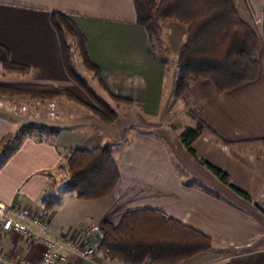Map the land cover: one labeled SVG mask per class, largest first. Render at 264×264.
Returning a JSON list of instances; mask_svg holds the SVG:
<instances>
[{
  "label": "crops",
  "instance_id": "obj_1",
  "mask_svg": "<svg viewBox=\"0 0 264 264\" xmlns=\"http://www.w3.org/2000/svg\"><path fill=\"white\" fill-rule=\"evenodd\" d=\"M263 5L264 0L236 2L248 24V18L261 17ZM53 14L67 17L82 35L103 91L128 106L117 108L112 123L78 108L69 112L74 119L47 123L59 129V144L24 136L0 158V201L46 217L53 236L75 235L103 222L116 225L130 211L156 210L212 240L210 251L180 264H264V45L254 82L218 94L203 81L179 101L217 138L195 140L194 159L179 140L189 125L179 129L165 120L172 89L146 32L136 25L133 0H0V49L10 64L27 68L23 83L71 92ZM30 117L0 109V140L31 123ZM97 147L110 150L118 184L105 198L77 199L64 186L62 165L68 151ZM201 160L224 172L228 185L246 198ZM42 252L0 229V254L35 262ZM65 256L57 264H123L100 252L90 261L71 252Z\"/></svg>",
  "mask_w": 264,
  "mask_h": 264
},
{
  "label": "trees",
  "instance_id": "obj_2",
  "mask_svg": "<svg viewBox=\"0 0 264 264\" xmlns=\"http://www.w3.org/2000/svg\"><path fill=\"white\" fill-rule=\"evenodd\" d=\"M236 2L237 0H133L136 25L146 32L153 57L158 62L161 60L157 57L156 50L162 52V45L165 44L160 37L162 22L176 23L185 28L184 41L175 59L178 70L172 90L174 100H181L192 86L203 81L211 82L216 92L222 94L257 79V53L261 41L254 28L242 19ZM52 25L59 37L68 75L76 83L83 85L73 65L72 48L75 47L81 64L98 76V69L91 64L85 52L82 35L73 23L64 15L53 14ZM260 29L264 42V5ZM0 62L6 69L27 72L26 67L10 64L6 59V52L2 49ZM0 92L9 96L27 93L31 98H51L66 94L51 86L27 84L0 85ZM86 92L89 96H94L92 91L86 89ZM109 96L114 101L126 102ZM101 105L104 109H92V112L100 120L112 123L118 117L117 112L102 103ZM188 115L195 124L186 128L179 135V140L186 151L197 159L192 149L193 142L205 136L215 140L217 138L190 111ZM35 131L39 134L46 131L54 135L59 133V129L44 122L40 125L25 124L18 132L8 134L0 140V158L14 147V141L17 144L24 136H30L29 134ZM200 163L223 184L228 185L224 172L203 160ZM62 169L66 173L63 181L65 188L77 199L85 201L109 196L119 180L118 169L110 150L101 147L68 151ZM230 188L246 198L240 191ZM99 230L97 252L123 264H180L210 251L213 246L212 240L203 233L159 211L149 209L127 212L116 225L103 222Z\"/></svg>",
  "mask_w": 264,
  "mask_h": 264
},
{
  "label": "rangeland",
  "instance_id": "obj_3",
  "mask_svg": "<svg viewBox=\"0 0 264 264\" xmlns=\"http://www.w3.org/2000/svg\"><path fill=\"white\" fill-rule=\"evenodd\" d=\"M259 17V16H258ZM260 20L258 26L255 25V20ZM249 20L247 19L249 24L251 22L252 28L257 32L258 37L260 38L261 45H264L263 38L261 35V17ZM172 22H162V30H161V40L165 43L162 45V52L156 50L157 57L161 60L162 67L164 68V72L166 73V80H167V89L173 90V86L177 79V70L178 67L175 64L176 54L180 47V45L184 41L185 37V28L179 29L178 26H174L171 24ZM258 56V53H257ZM72 60L75 69V73L78 77L81 78L83 85L76 83V81L71 78L72 86L69 90L72 92L64 91L66 94H59L56 96L50 97H37L31 98L29 94H16V95H5V93L0 92V109L9 111V113L16 114L18 116L24 117H32L31 123H36L40 125V123H60L65 122L66 120L74 119V115L69 113L72 112L74 109L78 108L80 111L85 112L86 114H92L95 116L92 109H104L101 105L104 104L114 111L117 108H122L123 105L128 106V103L117 102L114 101L110 96L103 91L100 82L98 81V76L95 74L94 71H91L85 68L81 64V60L79 58V54L77 49L74 47L72 48ZM24 73L22 70L15 71L12 69H6L1 65L0 62V85H13L19 84L24 85L22 79ZM211 83V82H210ZM55 88V87H54ZM92 91L94 96H89L86 92V89ZM58 89V88H56ZM60 90V89H58ZM78 96V97H76ZM172 96V91L169 93ZM170 96V98H172ZM172 101L177 102V105L172 104ZM183 102V96L181 100H174L173 98L170 99L167 103L170 105L168 107L170 114L165 115V120H173V124L175 127L184 128L185 126L189 125L186 128L193 127L191 124H195L194 120L188 115V109L185 110L186 104H181ZM55 105V113L60 120H53L49 116V109L47 105L49 104ZM185 107H184V106ZM119 106V107H117ZM26 108L25 112H22L21 109ZM184 110L185 112L181 111ZM191 114H193L190 111ZM76 117V116H75ZM109 117V116H108ZM31 118V117H30ZM30 136H37V138L44 139L47 141H51L55 144H59L57 135H54L51 132H44L38 133L37 131L32 132L29 134ZM208 138V136H205ZM16 145L14 141L13 146Z\"/></svg>",
  "mask_w": 264,
  "mask_h": 264
},
{
  "label": "built area",
  "instance_id": "obj_4",
  "mask_svg": "<svg viewBox=\"0 0 264 264\" xmlns=\"http://www.w3.org/2000/svg\"><path fill=\"white\" fill-rule=\"evenodd\" d=\"M260 20H255L258 26ZM49 116L53 120H60L55 113V105H47ZM22 112L26 108L21 109ZM48 219L37 215L26 207L7 205L0 201V229L4 233H12L26 239L28 242L43 247L38 261L17 260L0 254V264H57L65 261L66 252H71L84 260H92L97 252V239L100 237L98 226L85 227L80 233L67 236L60 234L53 236L47 230Z\"/></svg>",
  "mask_w": 264,
  "mask_h": 264
}]
</instances>
